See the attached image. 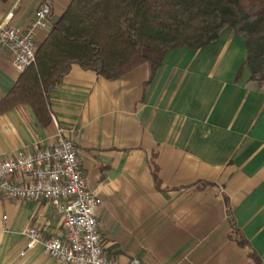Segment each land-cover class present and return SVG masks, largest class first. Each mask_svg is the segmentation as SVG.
Masks as SVG:
<instances>
[{"label":"crops","instance_id":"0c3cea01","mask_svg":"<svg viewBox=\"0 0 264 264\" xmlns=\"http://www.w3.org/2000/svg\"><path fill=\"white\" fill-rule=\"evenodd\" d=\"M70 1L0 0V19L25 26L49 4L56 20ZM47 32L38 30L36 41ZM246 53L244 39L226 28L202 48L169 50L150 81L148 64L116 80L74 64L51 93V124L28 104L0 114V161L53 145L59 126L102 200L97 219L108 258L256 264L231 237L234 218L264 264V86L251 80ZM19 75L0 45V98ZM5 215L0 264H67L40 244L27 248L22 232L32 225L62 235V214L49 201L0 194V222Z\"/></svg>","mask_w":264,"mask_h":264},{"label":"trees","instance_id":"16d2710c","mask_svg":"<svg viewBox=\"0 0 264 264\" xmlns=\"http://www.w3.org/2000/svg\"><path fill=\"white\" fill-rule=\"evenodd\" d=\"M226 28L244 39L243 64L250 66L251 80L264 86V0H71L50 22L46 36L36 41L35 62L0 98V114L28 104L48 126L53 122L51 93L74 64L107 80L148 64L150 81L169 50L202 48ZM152 174L157 181L154 163ZM230 223L231 237L248 246L250 258L262 264L235 219Z\"/></svg>","mask_w":264,"mask_h":264},{"label":"built area","instance_id":"2783aa9c","mask_svg":"<svg viewBox=\"0 0 264 264\" xmlns=\"http://www.w3.org/2000/svg\"><path fill=\"white\" fill-rule=\"evenodd\" d=\"M50 16V5L43 4L25 26L0 19V45L11 53L20 73L35 62L36 34L40 29H49ZM57 127L53 145L19 151L0 161V194L15 199L47 200L62 214V235H45L36 226H25L22 232L29 239L27 248L40 244L49 256L67 264H143L138 257L119 263L105 255L97 219L102 200L90 190L76 144ZM18 174L27 178L15 180ZM8 230L5 215L0 222V238Z\"/></svg>","mask_w":264,"mask_h":264}]
</instances>
